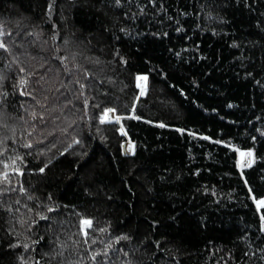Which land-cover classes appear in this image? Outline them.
Returning a JSON list of instances; mask_svg holds the SVG:
<instances>
[{
    "label": "trees",
    "instance_id": "obj_1",
    "mask_svg": "<svg viewBox=\"0 0 264 264\" xmlns=\"http://www.w3.org/2000/svg\"><path fill=\"white\" fill-rule=\"evenodd\" d=\"M0 32V264H264V0H0Z\"/></svg>",
    "mask_w": 264,
    "mask_h": 264
},
{
    "label": "snow or ice",
    "instance_id": "obj_2",
    "mask_svg": "<svg viewBox=\"0 0 264 264\" xmlns=\"http://www.w3.org/2000/svg\"><path fill=\"white\" fill-rule=\"evenodd\" d=\"M117 3H119V0H117ZM0 35H3L2 32H0ZM0 49H4L5 51L8 50V48L6 47V45L3 43V42H0ZM21 72H23L24 70L21 69L20 70ZM147 78L146 77H137V80H146ZM25 81H21V84H24ZM81 87H83V85H81ZM138 87H139V84H138ZM23 95V93H22ZM141 95H143V89L141 90ZM114 112V109H111V108H108V109H105L104 110V113L103 115L100 117V123L103 124L105 122H111L110 120L107 119L109 113H113ZM119 117L116 118V122L118 123L119 122ZM161 127H163V125H161ZM24 147H31L32 145L31 144H25L23 145ZM0 155H3V153H0ZM248 155H251V153H248ZM20 160V157L17 156L15 159H13L11 161V167L13 168L14 172L16 175H23V173L20 171V169L18 167H16V161ZM5 171L3 173H0V183H4V182H7L8 180V176H9V172L7 171L10 167V164L9 163H4L3 165ZM41 172L44 171L43 168L40 169ZM24 190L21 188V192H23ZM257 204H258V207H264V201H257ZM51 211V209H50ZM44 218V217H42ZM262 219H264V217H262ZM92 225V221L91 220H88V219H81L80 221V233L87 237L88 236V231L87 229L90 228ZM122 239H126V237H122ZM95 241H93L94 243ZM110 247V245H109ZM99 253H97L98 255ZM127 253H125L126 255ZM93 259H95V257H93Z\"/></svg>",
    "mask_w": 264,
    "mask_h": 264
},
{
    "label": "rangeland",
    "instance_id": "obj_3",
    "mask_svg": "<svg viewBox=\"0 0 264 264\" xmlns=\"http://www.w3.org/2000/svg\"><path fill=\"white\" fill-rule=\"evenodd\" d=\"M140 77H144V76H140ZM139 84V87L138 89L140 90V93H141V90L143 89V92L144 90L146 89V86H147V79L146 80H139L137 81V86ZM116 116L113 113H109L107 119L108 120H116ZM133 150V144L132 142L130 141H125L124 145H123V151L125 154H130ZM248 153H251V151H241L239 152L238 154V168L239 169H242L243 167H246L247 165L250 164L251 162V156H252V153L251 155H248ZM261 201V200H260ZM256 204V207L259 209L260 207H258V204H257V201L255 202ZM262 224H263V230H264V219L262 220Z\"/></svg>",
    "mask_w": 264,
    "mask_h": 264
},
{
    "label": "water",
    "instance_id": "obj_4",
    "mask_svg": "<svg viewBox=\"0 0 264 264\" xmlns=\"http://www.w3.org/2000/svg\"><path fill=\"white\" fill-rule=\"evenodd\" d=\"M124 145V144H123ZM123 147V146H122Z\"/></svg>",
    "mask_w": 264,
    "mask_h": 264
}]
</instances>
